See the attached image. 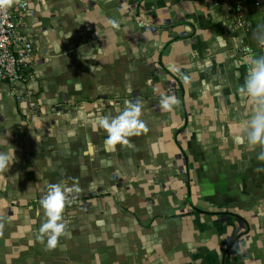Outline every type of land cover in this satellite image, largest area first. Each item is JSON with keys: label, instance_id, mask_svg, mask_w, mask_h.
<instances>
[{"label": "crops", "instance_id": "obj_1", "mask_svg": "<svg viewBox=\"0 0 264 264\" xmlns=\"http://www.w3.org/2000/svg\"><path fill=\"white\" fill-rule=\"evenodd\" d=\"M23 21L34 77L0 85V264H264L254 0H42ZM130 102L145 128L109 148L98 121ZM53 184L79 191L49 249Z\"/></svg>", "mask_w": 264, "mask_h": 264}, {"label": "clouds", "instance_id": "obj_2", "mask_svg": "<svg viewBox=\"0 0 264 264\" xmlns=\"http://www.w3.org/2000/svg\"><path fill=\"white\" fill-rule=\"evenodd\" d=\"M8 2L9 0H3L5 4ZM242 90L257 105V110L248 125L247 142L251 145H264V56L254 58ZM176 103L177 100L172 95L165 96L160 101L161 107L165 111H171ZM141 114V104L130 102L117 116H105L98 121L99 125L108 133L106 144L109 148L117 143L127 144L129 137L140 134L141 129L145 128L144 122L140 119ZM239 142L243 143L244 141L240 140ZM257 158L264 161V151ZM10 163H12V156L0 152V170L8 168ZM73 191L78 192L79 189L63 188L59 184H53L40 201L47 219L42 223L39 231L48 237L47 247L49 249H54L59 238L65 235L67 225L63 220L62 213L68 201V194Z\"/></svg>", "mask_w": 264, "mask_h": 264}, {"label": "built area", "instance_id": "obj_3", "mask_svg": "<svg viewBox=\"0 0 264 264\" xmlns=\"http://www.w3.org/2000/svg\"><path fill=\"white\" fill-rule=\"evenodd\" d=\"M42 0L0 1V85L28 83L33 79L35 42L26 32L23 18L34 2ZM241 7L246 0H233ZM258 9L264 11V0H254Z\"/></svg>", "mask_w": 264, "mask_h": 264}]
</instances>
